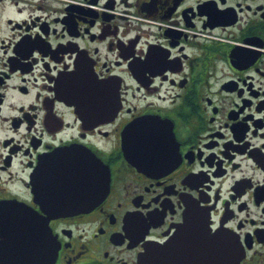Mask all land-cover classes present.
<instances>
[{"label": "flooded vegetation", "instance_id": "1", "mask_svg": "<svg viewBox=\"0 0 264 264\" xmlns=\"http://www.w3.org/2000/svg\"><path fill=\"white\" fill-rule=\"evenodd\" d=\"M24 218L46 264H264V0H0L2 257Z\"/></svg>", "mask_w": 264, "mask_h": 264}, {"label": "water", "instance_id": "2", "mask_svg": "<svg viewBox=\"0 0 264 264\" xmlns=\"http://www.w3.org/2000/svg\"><path fill=\"white\" fill-rule=\"evenodd\" d=\"M125 134H128V129L126 130ZM77 171L81 172L80 170ZM107 188L106 185L102 186V190L104 192H106ZM78 190L82 192V196L80 198H83V192H88V196L91 188L83 186L79 187ZM76 205L77 204L74 203L69 207H74ZM35 227L37 229L36 231L34 230ZM20 230H23V235L21 233L18 235L20 243H18V246L13 249L15 254L14 258L6 259L5 257H2L1 251L9 252L12 251V248L6 245V242L0 244V264H46L48 259L53 255L52 243L49 240L50 230L48 229L47 222L40 221L37 224L33 223L32 221H27L26 218H24L23 226L20 223ZM33 233L36 235V237H38L39 240V245L36 250H33L31 245L25 241L27 238H30ZM22 239L25 241L23 244L21 242ZM34 257H36V260Z\"/></svg>", "mask_w": 264, "mask_h": 264}]
</instances>
